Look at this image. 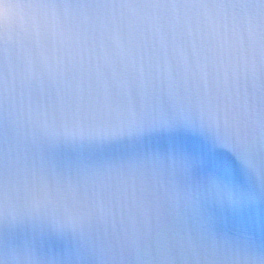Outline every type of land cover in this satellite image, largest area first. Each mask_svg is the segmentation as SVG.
I'll list each match as a JSON object with an SVG mask.
<instances>
[{
    "label": "snow or ice",
    "instance_id": "6c2138e0",
    "mask_svg": "<svg viewBox=\"0 0 264 264\" xmlns=\"http://www.w3.org/2000/svg\"><path fill=\"white\" fill-rule=\"evenodd\" d=\"M0 264H264V0H0Z\"/></svg>",
    "mask_w": 264,
    "mask_h": 264
}]
</instances>
